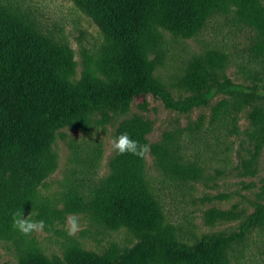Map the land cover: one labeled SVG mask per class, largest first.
Listing matches in <instances>:
<instances>
[{"label": "trees", "instance_id": "obj_1", "mask_svg": "<svg viewBox=\"0 0 264 264\" xmlns=\"http://www.w3.org/2000/svg\"><path fill=\"white\" fill-rule=\"evenodd\" d=\"M75 1L102 27L107 45L99 58L100 68L85 69L81 79L71 81L75 61L69 44L49 30L42 31L30 11L0 0V238L28 236L13 228L15 212L46 211L41 187L57 163L52 146L55 127L72 124L90 132L104 121L92 120L95 114L124 116L116 136L127 133L141 145H150L164 162L170 145L149 143L147 121L128 114L134 97L151 93L178 110L208 104L220 95L212 117L228 123L236 120V109L253 104L251 118L260 122L255 132H264V110L256 103L264 102V71L254 84L237 83L222 72L226 53L207 48L179 76L181 85L191 92L176 98L153 74L149 57L162 31L194 36L232 3L259 31L254 50L264 54V3L260 0ZM142 159L117 155L114 170L94 184L86 203L75 187L66 200V210L89 207L108 225L128 227L136 234L134 245L104 254L74 246L65 257L68 264H228L224 249L264 220V202H258L246 221L231 231L204 233L191 242L175 237L169 227L164 228L161 202L141 175ZM34 246L29 245L19 264H64L38 253Z\"/></svg>", "mask_w": 264, "mask_h": 264}, {"label": "rangeland", "instance_id": "obj_2", "mask_svg": "<svg viewBox=\"0 0 264 264\" xmlns=\"http://www.w3.org/2000/svg\"><path fill=\"white\" fill-rule=\"evenodd\" d=\"M8 1L30 11L42 31L49 30L69 44L75 61L71 81L81 79L85 69L100 68L99 58L107 45L104 31L75 0ZM232 4L226 12L215 13L194 36L160 32L155 52L149 57L153 74L174 97L191 92L181 85L179 76L207 48L226 53L222 72L237 83L254 84L263 73L264 54L254 50L260 33ZM220 100L217 95L208 104L178 110L168 107L159 96L147 93L133 98L128 113L147 121L149 143L164 141L170 145L164 162L150 147L142 159L141 175L161 202L164 228L169 227L175 237L187 242L204 233L231 231L246 221L256 203L264 202V132H255L260 122L251 118L253 104L236 109V120L228 123L212 117ZM256 103L264 110V102ZM126 118L95 114L92 120L104 121L90 132L72 124L53 129L57 163L41 187L46 211L35 209L33 214L23 215L26 218L30 214L33 221L43 220L45 227L27 237L18 234L16 239L0 238V264H19L32 242L38 253L51 260L59 258L64 264H68L65 257L74 246L104 254L134 245L136 234L128 227L108 225L89 207L66 210L71 187L86 203L94 184L114 170L117 155L111 141ZM72 216L77 217L79 230L70 236L67 221ZM224 254L228 264H264V220L232 241Z\"/></svg>", "mask_w": 264, "mask_h": 264}, {"label": "clouds", "instance_id": "obj_3", "mask_svg": "<svg viewBox=\"0 0 264 264\" xmlns=\"http://www.w3.org/2000/svg\"><path fill=\"white\" fill-rule=\"evenodd\" d=\"M112 150L116 155L130 154L143 158L149 151L150 145H141L138 141L130 138L127 133H121L119 136L114 137L111 141ZM23 212H15L13 214L12 226L22 235H31L33 232H40L44 229L45 223L43 220L33 221L30 214L27 218H22ZM68 235H75L79 230V221L76 216L68 219Z\"/></svg>", "mask_w": 264, "mask_h": 264}]
</instances>
